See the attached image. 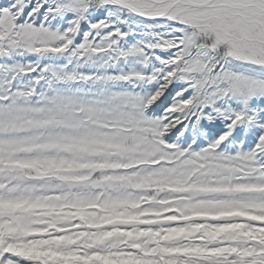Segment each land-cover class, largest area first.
<instances>
[{"label": "snow or ice", "instance_id": "1", "mask_svg": "<svg viewBox=\"0 0 264 264\" xmlns=\"http://www.w3.org/2000/svg\"><path fill=\"white\" fill-rule=\"evenodd\" d=\"M0 264H264V0H0Z\"/></svg>", "mask_w": 264, "mask_h": 264}]
</instances>
